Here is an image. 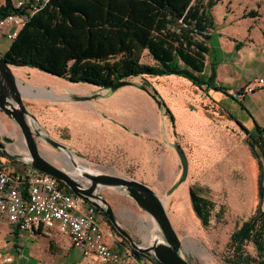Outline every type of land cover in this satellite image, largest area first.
I'll use <instances>...</instances> for the list:
<instances>
[{
	"label": "rangeland",
	"instance_id": "rangeland-1",
	"mask_svg": "<svg viewBox=\"0 0 264 264\" xmlns=\"http://www.w3.org/2000/svg\"><path fill=\"white\" fill-rule=\"evenodd\" d=\"M5 4L6 0H0V7ZM252 12L257 16L251 17ZM212 13L217 30L210 41L207 74L211 62L220 65L218 80L227 86L232 64L239 61L246 64L238 70L242 77L252 73V80H264V0H221ZM237 44H243L240 53ZM253 51H259L255 61L250 55ZM143 62L151 63V59L145 55ZM13 74L24 84L23 95L28 87L35 95L25 99L24 104L41 129L39 148L46 159L61 163L58 157L63 152L47 143L45 136L63 145L70 142L76 147H89L94 150L90 158L71 151L77 163L95 173L135 180L155 192L183 244L182 256L189 263L227 264L225 259L232 255L227 247L231 234L256 212L259 204L258 168H253L245 133L229 118L234 115L240 122L249 123L243 103L214 91L206 93L180 76L129 79L132 85L111 92L71 84L28 67H15ZM150 93L166 105L173 120ZM68 95L88 100L62 99ZM20 145L25 148L24 140ZM177 146L188 161L183 183ZM18 149L14 145L10 152L17 156ZM192 186L201 188L202 194L215 203V213L223 211L221 219H213L208 229L203 228L192 209ZM101 193L115 215L125 209L126 230L135 235L137 243L151 245L161 239L159 227L158 231L153 228V217L133 204L124 190L105 188ZM98 219L110 233L107 242L120 244L122 239L99 214ZM4 227L6 234H0V264H98L80 256L73 259L76 252L71 255L73 248L68 239L55 232L34 236L19 233L8 223ZM246 251L256 255L252 245Z\"/></svg>",
	"mask_w": 264,
	"mask_h": 264
},
{
	"label": "trees",
	"instance_id": "trees-1",
	"mask_svg": "<svg viewBox=\"0 0 264 264\" xmlns=\"http://www.w3.org/2000/svg\"><path fill=\"white\" fill-rule=\"evenodd\" d=\"M45 1L37 10L31 4L17 8L13 0H6L0 7V21L9 16L25 18L16 39L1 57L9 66L33 68L71 84L108 91L123 80L180 76L206 93L232 97L217 81V64L211 62L209 75L206 72L216 29L212 12L221 0ZM250 16H257L256 12ZM242 47L237 44L236 50ZM145 55L151 63L143 62ZM232 98L238 101V97ZM161 104L173 120L170 110ZM231 118L247 135L250 152L258 162L259 204L231 234L227 247L232 255L225 262L264 264V127L255 124L248 131ZM59 185L72 193L63 183ZM189 195L203 228L208 229L213 219H221L223 211L215 213V203L202 194L201 188L190 187ZM105 222L117 234L111 223ZM41 235V231L36 233ZM119 238L120 248L130 250L137 261L157 264ZM248 245L254 247L255 256L246 251Z\"/></svg>",
	"mask_w": 264,
	"mask_h": 264
},
{
	"label": "water",
	"instance_id": "water-1",
	"mask_svg": "<svg viewBox=\"0 0 264 264\" xmlns=\"http://www.w3.org/2000/svg\"><path fill=\"white\" fill-rule=\"evenodd\" d=\"M19 82L13 74L11 66L0 58V112L17 124L27 148L26 157L12 156L20 158L30 168L63 183L76 197L101 211L117 234L128 241L133 250L151 257L157 264H191L182 256L183 244L171 225L163 202L147 185L135 180L95 172L94 174L83 172L81 176L72 177L64 171L65 164L63 165L62 162L59 164L53 163L41 154L38 138L42 135V132L40 127L37 126V119L27 110L24 104L25 96L21 88L23 85ZM130 85H132L131 82L123 80L113 86L110 91L115 92ZM150 95L157 105L162 107L157 96L151 93ZM62 99L76 102L88 100V98L74 95L62 97ZM44 138L55 150L71 155V150L66 145L58 143L47 136ZM12 142L9 138H5L4 142L0 141V152L6 151V145ZM176 151L183 169L180 180V183H183L187 179L188 161L180 146L176 147ZM105 188L124 190L142 211L153 217L161 231V239L148 246L137 243L133 236L120 225L109 202L102 195L101 192Z\"/></svg>",
	"mask_w": 264,
	"mask_h": 264
},
{
	"label": "built area",
	"instance_id": "built-area-1",
	"mask_svg": "<svg viewBox=\"0 0 264 264\" xmlns=\"http://www.w3.org/2000/svg\"><path fill=\"white\" fill-rule=\"evenodd\" d=\"M41 1L19 0L15 6L31 4L37 10ZM24 24L25 18L9 16L0 21V35L13 42ZM263 83H251L244 94L253 93ZM0 220L7 221L19 233L36 236L41 231L67 236L75 249L100 264H132L135 259L130 250L119 252L109 246L110 233L101 225L94 206L67 193L53 177L32 168L13 173L0 167Z\"/></svg>",
	"mask_w": 264,
	"mask_h": 264
},
{
	"label": "crops",
	"instance_id": "crops-1",
	"mask_svg": "<svg viewBox=\"0 0 264 264\" xmlns=\"http://www.w3.org/2000/svg\"><path fill=\"white\" fill-rule=\"evenodd\" d=\"M216 30L217 29H215V32H216ZM11 44H12V42L8 41L5 37L0 35V58L9 50ZM262 45L264 47V43ZM237 53H240V51H237ZM258 53H259V51L251 52L250 55H251V58H252L253 61H255V59H258V57H257ZM261 61L263 62V60H261ZM240 63L241 62L237 61L236 65L232 64L233 68H231V72H230V77H231L230 82L226 84L227 86L223 85L225 88H227L229 90L228 93L230 95L235 92V95L234 94L231 95L232 97L233 96L237 97V92L239 91V89H245L251 83L258 84V81L263 80L261 78H259V79L255 78L254 80H252V78H253V74L252 73H248V75L246 77H242L241 74L238 73L239 72L238 70H239V67H241L243 69L246 64L245 63L244 64H240ZM219 67H220V65H217V73H218ZM13 68H15V67H11L12 72H13ZM18 80L21 82L22 85H24L23 82L21 81V79H19V77H18ZM217 81L219 83L218 74H217ZM33 95L34 94L32 93V91H31V89L29 87H28V89L24 90V96H25L24 100L33 97ZM224 96L226 98L229 97V96H226V95H224ZM238 101L243 103L242 109L246 110L248 112V114H249V121L248 122L249 123L248 124H244L243 122H240L234 115H231L229 117L230 120L232 119L231 117H234L248 131H252L254 129V127H255V124H257V125H259L261 127H264V83L261 86H257L256 90L253 93L245 94L243 98H240V99L238 98ZM246 137H247V135H246ZM5 138H9V139H11L14 142L11 143V144H7L6 145L7 146V150L6 151H1L0 152V167L5 168L8 171L13 172V173H24L27 170H29L30 169L29 166H27L20 158H14L12 156L13 155L12 152H10V151H12L11 149L13 148L14 145H18L19 149H18V154H16L17 157L24 158V157L27 156L26 145H25V148H22L21 145H20L21 141H23V139L21 137L20 129H19V127L17 126V124L14 121H12L5 114L0 112V141L4 142ZM65 145L71 151L80 152L86 158H90L89 155L92 154L91 153L92 149H89V147H87V146L76 147L74 144H72L70 142L65 143ZM92 151H94V150H92ZM249 151H250V149H249ZM1 155H4V156L2 157ZM252 158L254 160L253 161V163H254L253 168L254 169L258 168V170L256 171L257 191H258L259 167H258L257 160L253 156H252ZM54 163H57V162H54ZM57 164H59V163H57ZM130 200H132V199H130ZM133 204H136V203L133 201ZM125 212H126L125 209H120V213L119 214L117 213L116 217H117L118 222L120 223V225L122 227H124L125 230H126V226L124 224V218H123V216L125 215ZM5 223H8V222L5 221V220H0V234L1 233L2 234H4V233L6 234V229L4 227ZM126 231H128V230H126ZM129 233L133 236L134 239H136L134 234H132L131 232H129ZM63 237H66L68 239L69 243L71 244L70 239L67 236H63ZM135 241H137V239ZM108 244L113 250H116V251L120 252V250H117L118 247L120 248V244L118 242H116L114 240L113 241L111 240V242H109ZM139 244H143V245H146V246L149 245L148 243H139ZM71 246H72V244H71ZM72 248H73V250L71 251V255H72L73 251L76 252L74 256H71L73 259L75 257L80 256L85 261L87 260V261H90V262L98 263L94 257H86V256H84L81 253V251L75 249L73 246H72ZM122 250H124V247H123ZM98 264H100V263H98ZM132 264H151V263L145 262V261H140L139 262V261L134 259Z\"/></svg>",
	"mask_w": 264,
	"mask_h": 264
},
{
	"label": "bare ground",
	"instance_id": "bare-ground-1",
	"mask_svg": "<svg viewBox=\"0 0 264 264\" xmlns=\"http://www.w3.org/2000/svg\"><path fill=\"white\" fill-rule=\"evenodd\" d=\"M58 159L62 161L63 165L65 164L64 171L68 172L72 177L81 176L83 172L94 174V172L87 168V166L77 163V160L75 161L74 157L67 153H63L58 157ZM153 228L155 231H158L156 223H153Z\"/></svg>",
	"mask_w": 264,
	"mask_h": 264
},
{
	"label": "flooded vegetation",
	"instance_id": "flooded-vegetation-1",
	"mask_svg": "<svg viewBox=\"0 0 264 264\" xmlns=\"http://www.w3.org/2000/svg\"><path fill=\"white\" fill-rule=\"evenodd\" d=\"M98 214L102 217L103 221L108 220L107 217H105L101 211L98 210Z\"/></svg>",
	"mask_w": 264,
	"mask_h": 264
}]
</instances>
